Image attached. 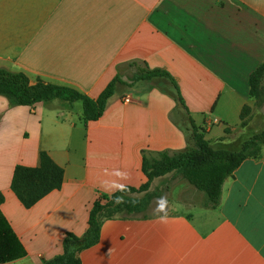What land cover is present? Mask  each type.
<instances>
[{
    "label": "crops",
    "instance_id": "0c3cea01",
    "mask_svg": "<svg viewBox=\"0 0 264 264\" xmlns=\"http://www.w3.org/2000/svg\"><path fill=\"white\" fill-rule=\"evenodd\" d=\"M132 61L167 71L184 104L167 77L134 80ZM263 61L264 0H0V67L90 98L120 79L87 123L81 101L11 105L0 95V210L26 252L0 264L60 254L100 194L146 182L143 150L191 145L190 120L212 148L240 149L260 131L244 136L257 113L248 77ZM41 151L62 168V184L26 207L10 188L13 171L37 167ZM191 187L197 197L178 198L180 208L154 210L152 199L146 217L104 219L81 264H264V143L224 180L215 207Z\"/></svg>",
    "mask_w": 264,
    "mask_h": 264
},
{
    "label": "trees",
    "instance_id": "16d2710c",
    "mask_svg": "<svg viewBox=\"0 0 264 264\" xmlns=\"http://www.w3.org/2000/svg\"><path fill=\"white\" fill-rule=\"evenodd\" d=\"M135 67L134 80H150L156 76L169 78L176 88V99L183 105L178 87L169 73L160 68H149L145 63L132 61ZM120 79L115 75L96 98L64 85L37 80L30 83L21 71H12L0 67V95L5 96L11 105L34 106L40 102L60 98L69 102L81 101L84 122L97 120L104 112L108 99L113 95ZM249 96L254 108L264 105V61L248 77ZM252 108L244 105L240 118L245 126L251 116ZM188 138L191 145L180 150L142 151V171L146 182L138 188L123 186L110 194H100L92 203L88 214V223L80 236L67 232L62 241V252L43 260L40 264H81L78 252L94 245L100 236V225L104 219L115 216L128 218L146 217V209L157 193L150 192L149 187L156 177L172 173L185 180L196 190L204 194V205L215 207L220 200L224 180L232 174L246 158L259 154L264 143V128L241 144L240 149H214L204 139L200 128L190 120ZM63 170L46 152H40L37 167L18 165L15 167L10 188L26 207L33 205L44 195L62 184ZM145 192L141 197L134 193ZM3 195L0 192V204ZM26 252L10 224L0 210V263H6L25 256Z\"/></svg>",
    "mask_w": 264,
    "mask_h": 264
},
{
    "label": "rangeland",
    "instance_id": "374dc122",
    "mask_svg": "<svg viewBox=\"0 0 264 264\" xmlns=\"http://www.w3.org/2000/svg\"><path fill=\"white\" fill-rule=\"evenodd\" d=\"M78 104L80 105V102H78ZM254 122L255 126L251 125L244 133V136H246L245 138L256 132V130H261L264 127V105L257 109ZM148 191H154L157 193V196L153 198L156 199L157 203L154 207V210L157 208L160 209V207H158V202H161L160 198L162 197L164 198V200L161 202L163 203L162 208H166L169 204L180 208L179 205H176L178 198L185 199L188 196H191L193 199L197 197V192L191 186H189L185 180L181 179L179 176L173 175L172 173L163 175L158 181V184L149 188ZM144 193L145 192L134 193L133 196L141 197L144 195Z\"/></svg>",
    "mask_w": 264,
    "mask_h": 264
},
{
    "label": "clouds",
    "instance_id": "9594fccd",
    "mask_svg": "<svg viewBox=\"0 0 264 264\" xmlns=\"http://www.w3.org/2000/svg\"><path fill=\"white\" fill-rule=\"evenodd\" d=\"M164 200V198L162 197V198H160V201L162 202ZM161 202H158V207H160V208H162L163 207V203H161Z\"/></svg>",
    "mask_w": 264,
    "mask_h": 264
},
{
    "label": "built area",
    "instance_id": "2783aa9c",
    "mask_svg": "<svg viewBox=\"0 0 264 264\" xmlns=\"http://www.w3.org/2000/svg\"><path fill=\"white\" fill-rule=\"evenodd\" d=\"M123 99H124V101H126V102H127V101H130V98H129L128 96H124Z\"/></svg>",
    "mask_w": 264,
    "mask_h": 264
}]
</instances>
